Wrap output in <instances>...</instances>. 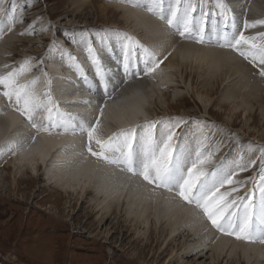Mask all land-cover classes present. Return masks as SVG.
<instances>
[{
	"label": "bare ground",
	"instance_id": "1",
	"mask_svg": "<svg viewBox=\"0 0 264 264\" xmlns=\"http://www.w3.org/2000/svg\"><path fill=\"white\" fill-rule=\"evenodd\" d=\"M110 1L111 4L100 3L96 11L101 17L111 14L116 19L119 16L122 23L120 28L123 29L119 30L127 32L130 37L136 35L142 46L132 45L134 52L127 69L124 67L122 46L117 44L123 36H117L114 31L101 36V31H98L91 42L99 57L102 77L97 75L98 67L92 62L88 51L81 52L84 49L79 43L65 44L61 39L54 40L50 57L41 71H38L39 66L35 61L34 66L28 62L9 65L7 61L12 59L7 58V54L23 56L29 53L24 49L31 50V47L37 45V27L25 32L26 40L18 37L20 31L17 30V36L16 32L13 33L15 42L9 48L5 47L10 44L9 35L0 39V75L15 73V83L26 86L44 105L29 120L23 114V104L17 105L14 95L11 100L4 96L3 91L8 89H0V157H5L0 161V167L6 162L11 163V189L19 192L21 184L28 182L33 186L40 181L41 185L37 190L39 195H53L57 201L64 199L63 206L68 216L74 205H79L80 208L85 206L90 212V219L94 218L93 223L100 231L104 229L102 233L106 235V241L101 240L102 246L109 244L107 240L110 241L118 232L121 234V241L129 237L131 245L137 248L134 259L140 254L138 250L151 245L153 255L155 249L162 246L159 254H166L164 264H191L187 262L188 258L195 255L199 260L209 251H212L213 264H264V244L259 243V239L258 243H255L257 238L243 242L235 235L227 237L218 234L203 210L195 203L185 201L171 189L149 183L143 176L129 171L124 163L110 162L119 157L118 151H106L104 155L109 159L92 154L101 152L96 139L107 142L110 137L115 139L128 129H135L137 138L142 136L137 133V128H143L145 125H140L141 123L147 125L148 119L157 115L150 110L147 113L146 106L160 91V85H168L173 80L175 76L171 71L178 73L184 83L188 78V69L199 73L200 77L202 72L204 77L201 78L209 82L196 87L194 94L200 99L209 97L216 90L214 84L222 85V82L229 80L235 84L232 87L230 85L231 88L224 97L240 98L243 104L249 97L258 99L257 93L262 90L261 86L238 59L240 55L237 52L247 53L254 50L252 45L258 49L264 44V24H255L257 20H264V0H224L228 9L226 16L221 15V9L218 14L212 8H209L211 11H206L197 6V10L192 13L190 27L193 30L188 32L193 36L182 35L185 40H177L172 27L184 28L182 21L177 24L174 22L172 26L167 23L172 18L174 9H178L177 17L182 16L183 2L177 6L173 0H159V5L154 6L151 0ZM87 5L88 0H72L71 13L76 15ZM149 7L154 10L149 11ZM211 7L215 8V5ZM31 10L33 9H29V12ZM29 14L26 13L22 18ZM208 20L213 21L214 26L204 23ZM246 24L254 26L246 27ZM115 25L117 29L119 26ZM201 27L202 33L199 32ZM241 34L246 42L241 41L236 48L227 46L225 37L227 41L234 43ZM217 43L224 47H214ZM16 48L22 49L17 51ZM169 50L171 53L167 56L168 60L161 65V59ZM118 58L122 60L116 63ZM258 64L261 73L264 64L259 61ZM147 68L154 69L155 75L153 72L154 76L148 77L146 74L152 71H147ZM123 71L124 74L121 75ZM209 78L215 79L216 83L211 86ZM189 81L191 84V79ZM99 85L102 86L101 89ZM49 108L52 109L51 121L54 126L43 127L49 120ZM90 128L95 129L92 141L88 137ZM200 149L208 150L204 147ZM9 152L11 154L6 157ZM202 160L205 161V157ZM254 202L258 204L259 200L255 198ZM197 229L198 238H206L190 247V243L197 239ZM109 232L112 235L108 236ZM254 233L259 235L258 232ZM55 238L56 236L47 240ZM121 246L120 244L118 247ZM124 252L121 257L125 255ZM108 254L115 255L110 250ZM155 261L146 264H157Z\"/></svg>",
	"mask_w": 264,
	"mask_h": 264
},
{
	"label": "rangeland",
	"instance_id": "2",
	"mask_svg": "<svg viewBox=\"0 0 264 264\" xmlns=\"http://www.w3.org/2000/svg\"><path fill=\"white\" fill-rule=\"evenodd\" d=\"M71 1L0 0V5L3 8H6L8 5L16 8L17 13L14 25L7 34H4L5 36L9 35V39L11 40L10 44L5 45L6 48L9 45L11 47L12 42H15L13 33L17 30L20 32L19 34L16 32L15 36L18 34V37L20 36L22 40H26L25 32L30 28L37 27L39 31V37L36 40L37 45L31 47V50L29 48L24 49L25 52L29 53L23 56H19V54H7V58L12 59L8 60L9 62L7 61V63L14 65L27 61L30 65L34 66L33 61H35L39 66L38 71H41L43 65L47 62V58L50 57V49L53 48L54 40L61 39L66 44H71L77 38L90 40L93 34L100 29H116L115 24H118V30H123L120 28L122 23L119 20V16L116 19H113L111 14L101 17L98 11H96L100 3H110V0H88L87 7L81 9L76 15L74 12L71 13ZM211 1H213L215 8H217L216 0H209V3ZM194 2L197 6L205 7L206 0L203 5L200 4V0H195ZM209 3H207L208 6ZM183 6L185 7L184 3ZM29 9L33 10L29 12ZM26 13L30 14L23 19L22 17ZM5 18L9 20V18ZM42 23L44 25L40 26ZM172 27L175 33L181 29L178 26ZM187 35L193 36L191 33H187ZM133 36L135 37V41H140L136 35ZM3 38L0 37V39ZM176 38L177 40H185L184 37ZM220 45L217 43L213 46L220 49L224 47L222 45L219 47ZM262 45L264 44L262 43ZM21 49L16 48L17 51ZM169 51L161 59V65L168 60L167 56L170 55L171 50ZM239 53L238 51L237 54L240 55L238 59L240 58L239 60L250 70L255 82H258L261 86L262 90L257 93L260 102L253 97H249L244 104L241 103L240 98L238 100L233 97L226 98L224 96H226L227 90L235 83L229 80L217 86L214 84L216 80H211V78H209L211 86L214 84L216 90L209 97L200 99L194 94L196 87L209 81L207 80L208 82H206L201 78L204 77L202 72L200 77L199 73L189 71L188 69L186 76L188 78L185 79V83L181 80L178 73L171 71L174 74L173 77L175 76L173 78L175 81H170V86L169 84L165 86L160 85V91L149 100L145 110L147 113L149 110L151 113H157V115L151 116H155L154 118L148 119L149 124H169L168 127L176 131L175 137L177 139L185 137L184 131L188 132V137L192 136L196 138L198 135H204L208 141L207 148L210 150L212 148L215 152L212 155L213 159L222 158V161L225 162L227 157H222L223 154L224 156H228L235 150L229 158L233 157L237 152L238 154L244 152L243 155H247L244 160L248 161L250 158L248 156L251 154V159L248 163L241 160L234 168L235 175L232 177L234 181L232 188L235 187L238 191L232 192V188L228 190V192L234 194L233 196H229L228 199L237 198L236 205L239 208H243V204L247 203L250 198L248 192L254 188L255 192L260 193L259 187L261 184H264V181L261 180V170L258 171V175L256 170L253 172L256 168L262 169L264 167V76L260 73L258 61H253L251 56L246 59L245 56ZM153 72L155 75V70L146 75L152 77L154 76ZM140 125L146 126L145 123H141ZM156 132L157 130H152V133ZM10 154L11 152L7 153L6 157H9ZM4 158L0 157V161L4 160ZM206 158L208 160V157H205L204 164L198 163V168L205 169L210 166ZM10 165V162H6L0 167V264H126L127 262V264H146L153 262V260H156L157 264H164L167 258L166 254H159L162 251V246L160 249H155V255L151 254V245L149 248L147 246L141 251L138 250L140 254L134 259L137 248L131 245V238L129 237L121 241V234L119 235L118 232L115 233L116 235H113L110 241L107 240L109 242V244H106L107 246H102V241L106 236L102 233L104 229L100 231L93 223L94 218L90 219L89 210L85 209V206H81L82 208H80L79 205H74L68 216L63 206L64 199L57 201L56 196L39 195L37 190L41 185L40 181L35 182L33 186H30L28 182L23 183L19 186L20 191L17 192L16 190L14 192L10 185L12 181L10 177L12 171ZM215 169L211 167L208 170L211 172ZM252 174L254 177L249 180ZM256 176L257 179L253 184H249ZM248 185L251 186L247 189ZM241 198H243L242 201ZM254 199L252 200L254 201ZM41 200L43 201L41 202ZM234 207L237 208L236 206ZM49 208L53 209L50 210ZM52 226L56 227L52 228ZM110 235H112V232H109L108 236ZM184 235L186 234L184 233ZM198 235L199 231L197 229L195 233L197 239L190 243V247L198 245L202 239L206 238L202 236V239H199ZM54 236H56L55 239L47 240ZM258 239L255 240V243L260 241L259 243L264 244V241ZM239 240L243 242L247 241V239ZM45 241L46 243H44ZM49 242H51L50 245ZM180 242L181 239L179 240ZM120 244L122 246L118 247ZM109 250L113 251L116 256H110L108 254ZM123 251H125V255L121 257ZM211 253L212 251H209L204 258L199 260L193 255L188 258L187 262H191V264H213ZM261 264L263 263L261 262Z\"/></svg>",
	"mask_w": 264,
	"mask_h": 264
},
{
	"label": "snow or ice",
	"instance_id": "3",
	"mask_svg": "<svg viewBox=\"0 0 264 264\" xmlns=\"http://www.w3.org/2000/svg\"><path fill=\"white\" fill-rule=\"evenodd\" d=\"M182 2L185 4L182 16L177 17L178 9H174L171 13L172 18L168 19L167 23L172 26L174 22L180 23L182 21L184 31L180 34L184 35V33L193 30L190 25L192 24V13L196 11L197 5L194 0H175L177 6ZM204 2L205 0H200L201 5ZM216 2L221 9V15L226 16L228 9L224 0H216ZM151 3L154 6H158L159 0H151ZM148 10L153 11L154 8L149 7ZM255 24H264V20H257ZM249 26H254V24H246V27ZM199 32H203L202 27ZM116 35L123 36L121 46L124 52V67L127 69L134 52L132 45L142 46L127 34L117 32ZM200 39L202 41V36ZM225 39L227 46L233 48H236L241 41L246 42L243 34L240 35L239 39H235L234 43L227 41L226 37ZM252 49L254 50L247 53L241 51L240 54L245 56L246 59L251 56L253 61L258 60L260 64H264V45H261L258 49L255 45H252ZM87 51L92 62L98 67L97 75L102 77L103 73L99 70V57L96 55L95 49L91 44L88 45ZM145 52H147V49H145ZM153 70L152 68H147V71ZM15 75V73H8L7 76L0 75V89H8L7 91H3V95L8 97L9 100L14 95L16 104H23V114L31 120L35 112L44 107V105L34 94L28 91L26 86H20L15 83ZM261 75L264 76V70L261 71ZM47 119L49 121L52 120L51 108L48 109ZM33 127H36V125L33 124ZM145 127L151 130L155 125L149 124ZM94 131V128L88 129L89 141H92L94 138ZM174 135L173 129L167 126L161 130L159 139L151 131L147 135L137 138L135 136V129H128L127 131H122L115 139L110 137L107 142L96 139V143L101 147V152H92L91 148H89V151L93 155L101 156L104 159H109V157L104 155L106 151H118L120 153L119 157L111 159L110 162L124 163L127 165L129 171L143 176L149 183H156L157 186L168 188H177L179 196L185 201L195 203L197 207L201 208L207 219L218 230L226 234L235 235L237 239L252 240L259 238L264 241V184H261L259 187V203L257 204L252 199H249L247 203L243 204V211L238 212L234 208V206L239 207L236 205L237 198L227 199V197L231 196V192H220V188H223L225 184L234 183L232 177L235 175V172L229 169L223 174H206L202 169L197 167L198 163H204L199 151L196 153V161L185 170L186 158L173 144ZM120 137H123V139L121 140ZM261 172V180L264 181V167H262ZM231 191L236 192L238 189L233 187ZM254 232H258L259 235L254 236Z\"/></svg>",
	"mask_w": 264,
	"mask_h": 264
}]
</instances>
